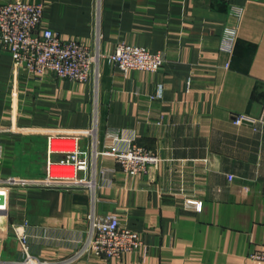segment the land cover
Returning <instances> with one entry per match:
<instances>
[{"label": "crops", "instance_id": "0c3cea01", "mask_svg": "<svg viewBox=\"0 0 264 264\" xmlns=\"http://www.w3.org/2000/svg\"><path fill=\"white\" fill-rule=\"evenodd\" d=\"M15 1L43 4L46 26L61 35L92 45L98 31L104 54L125 42L166 63L125 75L102 62L98 85L39 80L0 44V180L44 178L48 135L93 123L99 151L137 145L159 159L130 176L100 157L87 172L92 189L0 184V264L22 260L12 225L24 220L31 254L52 264H262L253 256L264 250V0L0 4ZM226 27L238 30L232 55L220 48ZM240 115L248 121L235 125ZM92 141L81 139L84 152ZM93 212L116 214L144 247L115 259L79 255Z\"/></svg>", "mask_w": 264, "mask_h": 264}, {"label": "built area", "instance_id": "2783aa9c", "mask_svg": "<svg viewBox=\"0 0 264 264\" xmlns=\"http://www.w3.org/2000/svg\"><path fill=\"white\" fill-rule=\"evenodd\" d=\"M44 9L43 4L30 2L15 1L0 4L1 46L11 53L17 68L39 80L51 75L62 80L77 83L91 81L98 85L102 62H107L125 75L131 71L157 72L166 63L163 53L125 42L119 43L114 52L104 54L100 50L101 36L98 31H96L95 43L92 45L76 37L61 35L46 26ZM231 12L238 18L243 15V9L240 7H232ZM237 38V28H224L220 43L221 50L232 55ZM188 84H191L190 79ZM163 94L164 88L160 84L154 97L162 98ZM245 121H248V118L244 115L234 119L235 125H241ZM260 121L264 122L262 119ZM95 136V123L83 132L49 134L46 176L29 182L9 178L0 180V184L30 183L46 188L87 187L92 189L95 183L87 177V172L100 157L113 159L130 176L143 175L147 173L150 165L159 162L154 153L137 145L120 150L115 144H110L99 151L94 141ZM84 137L93 138L87 148L90 152L82 150L80 142ZM55 141L61 143L56 149L53 148ZM1 155L2 147L0 146V157ZM80 173H86V177ZM229 179H232V176ZM196 206L201 208V204ZM89 221L88 235L79 255L91 254L96 257L115 259L144 247L142 235L123 226L116 214L97 215L93 212L89 215ZM28 227L29 223L26 220L12 225L14 237L22 247L23 253L22 260L17 264H52L31 254ZM253 258L264 264V250L258 251Z\"/></svg>", "mask_w": 264, "mask_h": 264}]
</instances>
